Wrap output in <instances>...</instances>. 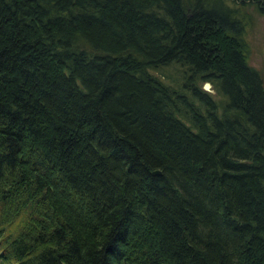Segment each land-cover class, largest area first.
Wrapping results in <instances>:
<instances>
[{"label": "trees", "instance_id": "1", "mask_svg": "<svg viewBox=\"0 0 264 264\" xmlns=\"http://www.w3.org/2000/svg\"><path fill=\"white\" fill-rule=\"evenodd\" d=\"M242 30L220 0H0V264H264Z\"/></svg>", "mask_w": 264, "mask_h": 264}, {"label": "rangeland", "instance_id": "2", "mask_svg": "<svg viewBox=\"0 0 264 264\" xmlns=\"http://www.w3.org/2000/svg\"><path fill=\"white\" fill-rule=\"evenodd\" d=\"M264 5V0H263ZM231 10L237 13L238 21L243 25L242 40L245 43L246 63L259 76H261L262 85L264 87V12L257 9L256 5L244 4L243 6L229 5ZM183 69L176 65H170L163 70L151 72L156 78H159L164 84L179 87L183 82ZM205 82L197 83V86L202 88ZM207 93H212L209 85Z\"/></svg>", "mask_w": 264, "mask_h": 264}, {"label": "flooded vegetation", "instance_id": "3", "mask_svg": "<svg viewBox=\"0 0 264 264\" xmlns=\"http://www.w3.org/2000/svg\"><path fill=\"white\" fill-rule=\"evenodd\" d=\"M220 2L223 3V5L227 8H229V5L231 6L232 5L243 6L244 4L256 5L257 9H260L264 12L263 0H220Z\"/></svg>", "mask_w": 264, "mask_h": 264}, {"label": "water", "instance_id": "4", "mask_svg": "<svg viewBox=\"0 0 264 264\" xmlns=\"http://www.w3.org/2000/svg\"><path fill=\"white\" fill-rule=\"evenodd\" d=\"M202 89H204L205 91L209 90V85L207 83L202 85ZM152 175H158V172H153Z\"/></svg>", "mask_w": 264, "mask_h": 264}]
</instances>
